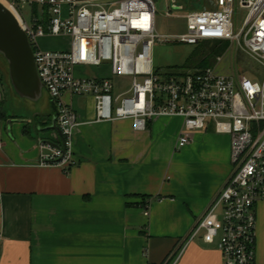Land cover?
I'll use <instances>...</instances> for the list:
<instances>
[{
	"label": "built area",
	"instance_id": "obj_1",
	"mask_svg": "<svg viewBox=\"0 0 264 264\" xmlns=\"http://www.w3.org/2000/svg\"><path fill=\"white\" fill-rule=\"evenodd\" d=\"M25 33L36 72L49 95L64 143H42L49 152L39 165H69L75 129L86 122L130 119L134 130L146 129L156 117H177L182 129L176 149L190 142L194 131L211 124L230 137L231 172L190 231L205 243H219L220 264H258L255 257V205L264 200V0H203L204 7L165 17L185 21V32L157 28L154 0H0ZM31 7L25 20L21 8ZM246 9L239 27L234 7ZM6 7L7 9H9ZM64 39L66 47L45 50L40 39ZM205 41L225 44L214 64L167 73L155 70L154 45ZM234 49L257 62L262 72L220 70ZM96 70L97 74H89ZM128 78L115 92L114 79ZM93 99L94 118L81 120L65 95ZM148 201L143 214L148 215ZM3 235L0 232V249Z\"/></svg>",
	"mask_w": 264,
	"mask_h": 264
},
{
	"label": "crops",
	"instance_id": "obj_2",
	"mask_svg": "<svg viewBox=\"0 0 264 264\" xmlns=\"http://www.w3.org/2000/svg\"><path fill=\"white\" fill-rule=\"evenodd\" d=\"M2 64L0 264H220L218 241L190 231L230 175L228 135L207 124L176 149L177 117H156L142 131L130 119L86 122L73 133L70 164L42 166L41 128L54 107L30 118L7 113ZM65 99L81 120L94 118L91 97ZM255 215V257L264 264V200Z\"/></svg>",
	"mask_w": 264,
	"mask_h": 264
},
{
	"label": "rangeland",
	"instance_id": "obj_3",
	"mask_svg": "<svg viewBox=\"0 0 264 264\" xmlns=\"http://www.w3.org/2000/svg\"><path fill=\"white\" fill-rule=\"evenodd\" d=\"M157 9L156 25L161 32L183 33L185 32V21L180 18L165 17L164 12L170 8L176 13L183 14L189 10H199L204 7L203 0H154ZM22 15L25 20L31 19V7L29 5L21 8ZM246 9L240 8L237 5L234 7L233 22L236 27H239L246 16ZM57 39V40H56ZM42 49L49 50L53 47L64 48L67 43L64 39L59 38H44L40 39ZM3 62V80L5 87V111L9 114L16 115L15 117H33L37 110H46L51 112L52 101L47 94L46 90H42L41 96L36 101H30L25 98L16 97L17 94L12 91L10 81L8 78V66L6 60L0 55ZM200 57V48L198 45L181 43V42H168L159 43L154 45L152 49V63L158 72L164 74L179 69H189L198 66L197 62ZM230 65V70L233 73L249 74L252 69L259 74L262 72L261 66L250 59L247 55L236 53L234 49L226 54L222 61L219 63L220 70H227ZM2 77V76H1ZM128 78L118 77L113 82L115 84V92L121 91L127 84ZM16 95V96H14ZM41 134L48 138V131H42Z\"/></svg>",
	"mask_w": 264,
	"mask_h": 264
},
{
	"label": "water",
	"instance_id": "obj_4",
	"mask_svg": "<svg viewBox=\"0 0 264 264\" xmlns=\"http://www.w3.org/2000/svg\"><path fill=\"white\" fill-rule=\"evenodd\" d=\"M0 55H2L7 62L8 78L17 96L30 101L38 100L44 87L36 72L32 49L16 18L1 2ZM10 122L11 121L7 122L8 128ZM41 129L43 131H52L49 134L50 138L42 139L41 143L52 145L51 141L60 137L63 145L64 138L56 124L55 111L51 118V124ZM54 146L58 147V145Z\"/></svg>",
	"mask_w": 264,
	"mask_h": 264
},
{
	"label": "trees",
	"instance_id": "obj_5",
	"mask_svg": "<svg viewBox=\"0 0 264 264\" xmlns=\"http://www.w3.org/2000/svg\"><path fill=\"white\" fill-rule=\"evenodd\" d=\"M200 57L197 62L199 68L214 64L215 57L224 52L225 44L218 41H205L198 44Z\"/></svg>",
	"mask_w": 264,
	"mask_h": 264
},
{
	"label": "bare ground",
	"instance_id": "obj_6",
	"mask_svg": "<svg viewBox=\"0 0 264 264\" xmlns=\"http://www.w3.org/2000/svg\"><path fill=\"white\" fill-rule=\"evenodd\" d=\"M1 3H2V5H4L5 7H8L4 2L1 1ZM8 8H9V7H8ZM8 10H10V8H9Z\"/></svg>",
	"mask_w": 264,
	"mask_h": 264
}]
</instances>
